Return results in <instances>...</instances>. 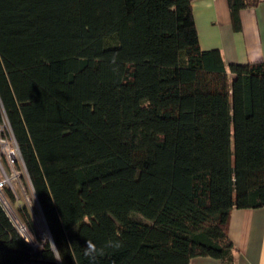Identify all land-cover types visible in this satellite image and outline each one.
<instances>
[{"label": "trees", "instance_id": "16d2710c", "mask_svg": "<svg viewBox=\"0 0 264 264\" xmlns=\"http://www.w3.org/2000/svg\"><path fill=\"white\" fill-rule=\"evenodd\" d=\"M0 124L49 235L0 200V264L229 260L232 208L264 205V61L201 49L191 0H0Z\"/></svg>", "mask_w": 264, "mask_h": 264}, {"label": "crops", "instance_id": "0c3cea01", "mask_svg": "<svg viewBox=\"0 0 264 264\" xmlns=\"http://www.w3.org/2000/svg\"><path fill=\"white\" fill-rule=\"evenodd\" d=\"M191 8L201 49H218L226 64L264 61V0L239 8L236 20L229 0H191ZM228 236L229 260L196 256L189 264H264V205L232 208Z\"/></svg>", "mask_w": 264, "mask_h": 264}, {"label": "rangeland", "instance_id": "374dc122", "mask_svg": "<svg viewBox=\"0 0 264 264\" xmlns=\"http://www.w3.org/2000/svg\"><path fill=\"white\" fill-rule=\"evenodd\" d=\"M6 133L7 135H10L7 131ZM7 139L9 141V146L15 149V147L11 143V140L13 141V139L11 137L10 138L7 137ZM1 149L4 151V147H1ZM1 149H0V152H1ZM17 158L18 159L16 160L15 164L12 166V169L11 170L8 168L6 169V172H8V176L9 174H11L12 176H14L13 175L14 173L17 174V177H13L8 180L9 181L8 185L11 186V187L10 186L8 187H10L14 191L16 199L14 201H11L10 198L6 196L7 194L5 191L4 193L2 191V194L0 193V197L4 201L3 203L5 205V208L7 212L9 213L10 217L12 218V220L14 221V223L16 224L18 230L36 248L40 245V243L26 229V227L24 226L23 222L21 221L19 217L18 210L16 207H18L19 204H23V203L29 207L30 211L32 212L33 218H34L36 229L41 239H46L49 236L48 230L44 222L39 204L33 192L31 183L27 177L24 164L22 162V159L19 157L18 152H17ZM2 159H3V155H2Z\"/></svg>", "mask_w": 264, "mask_h": 264}, {"label": "built area", "instance_id": "2783aa9c", "mask_svg": "<svg viewBox=\"0 0 264 264\" xmlns=\"http://www.w3.org/2000/svg\"><path fill=\"white\" fill-rule=\"evenodd\" d=\"M5 126L6 125L4 124H0V149L1 147H4V151L1 149L0 152V193L1 194L2 191L4 193L5 186H10L8 185L9 183L8 180L10 178L17 177V174L15 173L13 174L14 176H12L11 174H9L8 176V172H6V169L7 168L10 170L12 169V166L15 164L16 160L18 159L17 152L19 154V157L21 158L17 144L11 135H7L6 131L8 132V130L6 129ZM7 137L9 138L11 137L13 139V141L11 140V143L13 144L15 149L9 146V141ZM2 155H3V159H2ZM0 200L2 203L4 202L1 197Z\"/></svg>", "mask_w": 264, "mask_h": 264}, {"label": "clouds", "instance_id": "9594fccd", "mask_svg": "<svg viewBox=\"0 0 264 264\" xmlns=\"http://www.w3.org/2000/svg\"><path fill=\"white\" fill-rule=\"evenodd\" d=\"M112 64L116 65V57L113 56ZM113 71H118V65L113 68ZM86 247L83 249L85 257L89 258L90 264H95V261L98 256H102L104 254L103 249H98L96 244L93 243L91 240L86 241ZM107 247L119 249L121 248L122 242L119 240H110L107 242ZM62 257H57V260H61Z\"/></svg>", "mask_w": 264, "mask_h": 264}, {"label": "water", "instance_id": "95a60500", "mask_svg": "<svg viewBox=\"0 0 264 264\" xmlns=\"http://www.w3.org/2000/svg\"><path fill=\"white\" fill-rule=\"evenodd\" d=\"M20 232V231H19ZM20 234L28 241V239L20 232Z\"/></svg>", "mask_w": 264, "mask_h": 264}]
</instances>
